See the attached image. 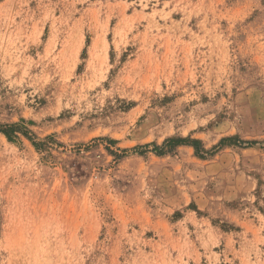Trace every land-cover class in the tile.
Instances as JSON below:
<instances>
[{"label": "rangeland", "instance_id": "rangeland-1", "mask_svg": "<svg viewBox=\"0 0 264 264\" xmlns=\"http://www.w3.org/2000/svg\"><path fill=\"white\" fill-rule=\"evenodd\" d=\"M0 264H264V0H0Z\"/></svg>", "mask_w": 264, "mask_h": 264}]
</instances>
